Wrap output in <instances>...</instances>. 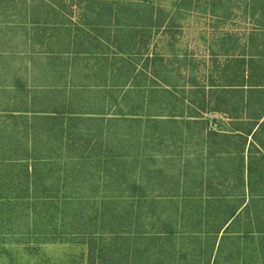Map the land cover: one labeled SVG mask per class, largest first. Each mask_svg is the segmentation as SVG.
Masks as SVG:
<instances>
[{"label": "rangeland", "instance_id": "rangeland-1", "mask_svg": "<svg viewBox=\"0 0 264 264\" xmlns=\"http://www.w3.org/2000/svg\"><path fill=\"white\" fill-rule=\"evenodd\" d=\"M263 54L264 0H0V264H264Z\"/></svg>", "mask_w": 264, "mask_h": 264}, {"label": "trees", "instance_id": "trees-1", "mask_svg": "<svg viewBox=\"0 0 264 264\" xmlns=\"http://www.w3.org/2000/svg\"><path fill=\"white\" fill-rule=\"evenodd\" d=\"M257 58L258 57H253L252 56V60H251V67H250V74L252 73L253 74V72L255 73V72H257V68L259 67V66H257ZM262 59H264V54L262 55V57H261ZM260 60V59H259ZM258 60V61H259ZM263 68V67H262ZM264 70V69H263ZM231 88H233V90H235V91H237V90H241L240 88H243V85H231ZM255 88H264V85H250V90H255ZM263 117H257V118H255V123H254V128H256V127H258L257 128V130L253 133V131L252 132H250V134L252 133L253 135L252 136H255V135H257V134H260V135H262V134H264V121H262V122H259L261 119H262ZM261 240L263 241L264 240V238H261Z\"/></svg>", "mask_w": 264, "mask_h": 264}]
</instances>
